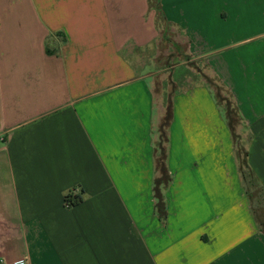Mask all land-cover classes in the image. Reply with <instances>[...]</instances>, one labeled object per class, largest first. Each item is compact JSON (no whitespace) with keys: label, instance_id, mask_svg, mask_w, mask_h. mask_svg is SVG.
<instances>
[{"label":"crops","instance_id":"obj_1","mask_svg":"<svg viewBox=\"0 0 264 264\" xmlns=\"http://www.w3.org/2000/svg\"><path fill=\"white\" fill-rule=\"evenodd\" d=\"M158 6L186 40V58L164 67L172 35L149 0H0L7 264H264V0ZM193 61L228 90L245 133L207 80L175 89L159 206L153 80L185 67V82ZM71 188L83 200L65 207Z\"/></svg>","mask_w":264,"mask_h":264},{"label":"rangeland","instance_id":"obj_2","mask_svg":"<svg viewBox=\"0 0 264 264\" xmlns=\"http://www.w3.org/2000/svg\"><path fill=\"white\" fill-rule=\"evenodd\" d=\"M159 0H149V5L151 8L155 9L157 13V21L156 24L159 25L162 34V38L165 39L169 37V35H172V38L169 37V43H165L162 41L160 47H159V60L158 63H156L157 66L164 67L168 66L170 63H175L179 61H183L186 56L184 54L185 52V44L186 40L182 36V34L178 30L171 29L170 27H166L165 23H163V14L161 12L160 7L158 6ZM158 8V10L156 9ZM170 29V31H169ZM168 30L169 35L166 34V31ZM174 51L173 56H169V51ZM190 65L188 67V71L191 74V78L186 80L185 82L182 81L180 78L183 73L185 72V67H176L174 70H171V79L175 80L176 82L173 83L167 73L161 72L160 74H157L153 80V93L155 96L156 106L158 110V117H157V131H158V139H157V148L158 150L162 149L165 146V139H166V128L164 126L168 114V106L171 94L175 89L178 87H181L185 83H189L191 80L195 78H202L207 80L211 87L213 88L214 92L216 93L217 99L219 102H221L224 105L233 107L232 98L229 94L228 90L221 85L215 78H213L209 71L206 70V68L198 64L197 61H193L188 63ZM168 70H165V72ZM230 119L232 120V128L234 133L236 134H243L245 133V130L242 128L241 121L238 119L237 114L234 110L231 109L230 113ZM245 138V137H244ZM159 177L161 172L159 171ZM263 222V221H262ZM7 223L1 222L0 220V249H3V247H7L10 242L13 243V239L10 238L7 230ZM23 262V260H22ZM0 264H7L5 259L0 256ZM27 264V263H22Z\"/></svg>","mask_w":264,"mask_h":264},{"label":"trees","instance_id":"obj_3","mask_svg":"<svg viewBox=\"0 0 264 264\" xmlns=\"http://www.w3.org/2000/svg\"><path fill=\"white\" fill-rule=\"evenodd\" d=\"M156 9L158 10V8H156ZM63 41H64V39H63ZM45 51L47 53L51 52L47 43L45 44ZM224 107H225V111H226L227 120L229 122V125L232 127L233 123H232V120L230 119L229 113H230L231 109L234 111H235V109L233 107H230L231 109H229V106H227V105H224ZM169 118H170V101H169V106H168V114H167L166 122L164 124L166 129H167V125L169 122ZM236 148H237V157L240 160L239 163H240V169L242 171L241 174H242L243 181H244L245 185L247 184L249 186V184L254 183V179L250 178V175L248 174V171L245 168V165H246L245 164V157H244V155H241L242 154L241 149L238 147H236ZM156 149H157V155H158L156 165H157L158 171L161 172L160 176H162V177H159V179L157 181V185L155 186V189H154V193H155V197L157 200V205L161 206L162 202L160 199V186H159V184L163 183L162 180L163 181L165 180L164 182H166L168 180V175H167L165 167H164L165 146L161 150L160 149L158 150V148L156 146ZM83 196H84V192L82 189H75V188L68 189L67 191H65V193L63 195V205L65 207L75 206V205L79 204L80 202H82Z\"/></svg>","mask_w":264,"mask_h":264}]
</instances>
